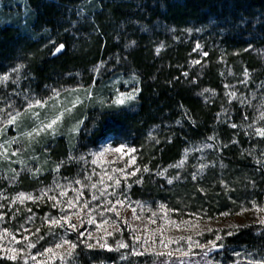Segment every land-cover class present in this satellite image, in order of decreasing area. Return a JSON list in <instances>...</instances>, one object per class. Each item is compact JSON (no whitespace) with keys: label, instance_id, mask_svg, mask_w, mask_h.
Instances as JSON below:
<instances>
[{"label":"trees","instance_id":"obj_1","mask_svg":"<svg viewBox=\"0 0 264 264\" xmlns=\"http://www.w3.org/2000/svg\"><path fill=\"white\" fill-rule=\"evenodd\" d=\"M25 1L27 11L22 19L17 11L12 18L0 13V71L13 62L25 65L19 84L11 85L0 108L5 107V101L14 102L16 110L23 108L24 97L13 99L16 95L11 97V93L39 96L38 92L47 89L44 94L49 95L52 88L75 87L78 78L83 79L81 86H88L95 75L102 82L115 75L135 76L141 89L133 108L120 110L105 104L89 110L65 157L57 161L67 152L61 139L47 143L42 159L49 162L41 171L60 162L61 178L81 175L79 158L87 151L85 147L96 146L112 134L135 145L141 142L147 158L153 159L149 163L152 169L177 161L187 148L227 145L220 156L236 192L250 184L264 191L261 174L238 156L240 147H258L257 142L252 145L240 133L236 142H231L226 130L227 121L244 128L255 116L242 110L240 99L232 100L223 91L224 68L230 63L252 70L259 87L264 85V0ZM75 15H82L87 22H78ZM89 27L94 30L91 36L87 35ZM197 43L201 48L194 52ZM60 44L65 48L53 55ZM203 52L208 55L202 57ZM244 92L252 97L258 89ZM214 95L215 100L208 101ZM70 156L73 159L62 165ZM34 176L29 175L31 180L22 176L19 181L23 185L34 180L47 183L51 174ZM182 190L192 191L191 187ZM229 239L228 246L253 253L252 259L264 257V225H248ZM75 257L76 264L111 259L107 253L81 245ZM238 261L247 264L245 258L215 264Z\"/></svg>","mask_w":264,"mask_h":264},{"label":"rangeland","instance_id":"obj_2","mask_svg":"<svg viewBox=\"0 0 264 264\" xmlns=\"http://www.w3.org/2000/svg\"><path fill=\"white\" fill-rule=\"evenodd\" d=\"M16 11L22 19L27 11L25 0H0V13L4 12V14H6L5 16L12 18L17 14ZM75 17H78V22H87L86 18L82 15H75ZM93 31L94 30L90 28L88 32L89 34L87 35H93ZM222 54L223 53H221V55ZM203 56L204 55H202V57ZM220 61L224 62L223 57H220ZM16 64V62H13V64L7 65L2 71H0V75H3L11 67H15ZM224 69L223 91L232 100H239L240 97H243L245 101H251V106H249L248 103L242 104V110L244 112L248 110L251 111L252 115L255 116L254 120H256V125L264 127V122L257 119L260 116L261 111L257 106L264 102V88L259 87L260 84H258L253 77L252 70L247 69L245 66L239 67L238 65H232L231 63ZM245 69L248 70L249 76L247 77V82L242 83V81L246 79L244 76ZM133 77L134 76L115 75L102 82L100 80L98 81V78L95 75L93 83L88 86H81L80 83L83 79L78 78L75 79V82L79 84L75 87L71 86L63 89L62 87H65L64 85L59 87L57 89L60 93L58 98L55 97L52 92L49 95L44 94L47 90L44 89V91L38 92V94L40 93L39 96H31L36 99L47 100L48 103L46 107H34L29 113H24V108L27 104L23 99V108L19 110L22 113V116L20 117L19 131L5 128L4 135L0 138V142H3L12 137H19L18 143L12 145L5 156L0 157V196L7 198L0 199V204L5 205L4 208H0V213H4V219L0 220V227H6L9 228L10 231H14L20 224L25 222L27 216L30 214L27 210L31 209V214H34L35 218L31 223L26 225L29 231L25 233L23 229H21L20 233L17 234V239H22L23 235H30L32 241L35 242V237H32L31 233H34L36 228L41 229L40 235H44L48 231L49 225L43 222L42 218L46 213L50 214V216L56 217L60 215L59 208L52 207L54 201H49L47 197H45L43 202L36 201L33 203V201L25 200L24 204H21L19 200H16L13 204L12 198L17 196L21 191L26 194L31 193L33 196H39L40 189L52 185L54 180L61 184H67L68 180L59 176L60 171H53L57 166L47 167L46 165L47 168L41 171L43 164H48L49 162L46 159H42L43 154H45L47 150V143L52 144L54 140L61 139L63 145L66 147L67 152H65V155L61 154L60 157L57 158V161L62 157H65L66 153L68 155V150H70L73 145V137L76 135L75 132L71 130L75 128L78 122L85 120V115L89 110L95 111L94 109L101 106L100 100H104L106 105H111L113 101L118 98L120 92H131L134 87H138L139 82L137 79H133ZM12 78H15V74H13ZM95 79L96 81L94 82ZM125 81H127V83H125ZM11 85H14L11 81L6 82V86L0 85V101L6 93L12 90ZM225 85H229L230 87H225ZM15 86L17 87V84ZM254 87L258 89V92L252 97L247 96L244 91H250ZM76 89H79V91H74ZM88 89H91L94 93V98L91 100L86 98L85 90ZM232 92L236 93L237 98H232L229 95V93ZM10 96L12 97V95ZM50 97L51 99H49ZM77 97H79L81 102L76 103V106L72 108L71 112L65 113L63 120L57 126L55 136H52L51 133H41L40 136H34L29 140V138L24 135L25 132L31 131L42 121L51 120L65 108H71L72 103L76 101ZM13 99H18V96H13ZM210 100H215V95L208 98V101ZM135 102L136 100L127 102L125 108H133ZM33 112L40 113L38 120L33 117ZM232 124L233 123L229 121L226 122V130L230 136L231 142H236L239 133L245 137L247 136L249 142L252 141V145L257 142L258 147H252L253 149L245 147H240L239 150L237 149L238 156L244 158L245 162L254 168L255 172L260 173L261 178L264 179V138L257 136L254 128H240L239 126L233 128L231 127ZM146 143L149 142L147 141ZM122 144L124 145V148H122L120 152L114 151L115 148ZM230 144L232 143H229L228 145ZM227 147V145H218L217 147L211 145V147L197 146L187 148V152L184 151L177 161L166 166L152 169L149 163L153 162V159L147 158L141 142L135 145L131 141H126L117 135L110 134L103 137L96 146H86L85 148L87 151H85L84 154L85 158L81 161L83 164L82 173L71 180L83 179L85 172L91 175L93 170H95L97 175L93 176L92 182L98 181L100 176L105 172L108 174H115L120 177V188L127 194L132 204L135 206L136 202L139 201L142 202L145 207L143 211H141L139 207L137 208V214L143 217V221L141 222L133 219L132 210L127 205H117V208L121 213L119 221L121 231H118L114 236L107 238L108 244L113 249L112 251H109L106 248L102 249L99 245H96L92 249L87 248L85 244L80 245L84 247V249L95 250L110 255L111 259L100 260L97 264H156L158 258L151 253L153 251H167L166 249H161L159 247L158 235L156 238V245H149L148 251L144 255L138 256L132 255V237L134 235H139L141 237L146 235L144 228L148 222V217L151 216V212L157 213V225H149L150 228H155L159 223L163 222L162 217L164 212L167 211L168 219L176 221H191L192 225H199V229L203 230V234L196 235L194 230H177L175 227H172L166 230L165 235L187 236L191 234L194 241L198 240L200 243H206L208 240H215L216 235L219 234L222 239L217 241V244H222L223 248L210 253L209 257L206 258L207 260H212L215 263H218L230 258L234 260H238V258L246 259L247 254L243 249L234 245L228 246L227 243L230 240L229 238L239 232L240 229L248 225H261L259 224V220L264 218V211H257V209L253 207V202H255L258 208L264 209V191L257 188V184H250L245 190L242 191L241 189L242 192H236L231 181L227 179L229 174L226 172V161L220 156ZM17 148L20 149V154L18 156H12L11 152ZM128 148H133L135 151L130 153L127 151ZM101 149H107V151H104L102 156L95 157L97 163L93 165L92 159L94 157L91 153L94 151H100ZM249 153H251V155ZM132 156L136 157L135 163L128 164V161ZM181 160H184V164L179 168L174 167V165ZM258 160L260 163H257ZM69 161L71 160H62L64 164L69 163ZM59 163L60 162H58V164ZM201 164L206 165L202 171L200 170ZM125 165H127V167H125ZM145 166L148 167V172L143 171ZM37 168H39V174L36 173ZM137 168L141 169V171L135 176L131 175V173ZM113 169H124L125 173L128 174L127 180L125 181L119 172L113 173ZM165 169L167 171L164 176L157 175L158 172L164 171ZM46 172L51 174L47 183H37L36 180L32 179L34 180L33 183L23 185L19 181V178H22V176H27L26 178L28 179L29 175H35L34 177L38 178L39 175H43ZM193 173L196 174L195 180H193ZM13 176L16 177L14 182L10 179ZM4 177L7 178L6 181H4ZM169 179L173 181L171 184L168 183ZM138 180H142V183H138ZM221 181H224V183L222 184ZM129 185H131V187H129ZM73 187L79 188L80 185L73 184ZM183 187H191L192 191H190V193L185 192L182 190ZM146 189L147 191H144ZM201 189L203 191H201ZM98 194L99 193L97 192V195ZM55 195L59 196V190L56 191ZM72 195L73 192L69 189L68 196L71 197ZM91 195L92 191L85 188L83 198L91 200ZM10 204L11 207H9ZM161 204H163L165 208H160ZM148 207H151V212L148 211ZM173 209L177 211H171ZM223 212H229L230 214L227 216L219 215V213ZM13 213H16L15 219H13ZM105 218L111 221L115 220L116 216L114 213H109ZM125 218L128 220L129 224L132 225V228L135 229L134 232L123 224ZM73 222L78 223L75 217H73ZM233 225L238 227H232ZM84 227L93 232V239L89 242L96 244L95 225L89 226L85 223ZM208 228H212L214 231L208 232ZM55 230L57 232L62 231L59 228ZM109 230L112 229L110 228ZM215 230L220 231L217 232ZM229 231L233 233L231 236L228 235ZM68 238L73 241L77 240L76 235H71ZM85 240H87V236L85 237ZM119 240H123L125 243L129 244V248L118 249L117 241ZM2 242L5 247L10 246V237L5 236ZM48 246H50L49 240L46 239L38 244V249L32 251L35 252L36 250H39L42 252L43 249ZM176 247L177 245L175 244L171 245L172 249H175ZM67 250L68 248L65 245L61 249L55 251L63 253L67 252ZM137 251H144L142 240L139 242ZM199 251L200 250L194 246L193 254L184 259L188 260L189 264H197L200 260V256L198 255ZM237 252L242 253L243 255L237 257L234 254ZM175 255L179 256L178 253ZM122 257L126 258L122 259ZM164 259L168 258L165 257ZM0 264H13V262L3 260ZM20 264H23V260H21ZM48 264H60V261L58 259L51 260ZM72 264H76V262L73 260Z\"/></svg>","mask_w":264,"mask_h":264},{"label":"snow or ice","instance_id":"obj_3","mask_svg":"<svg viewBox=\"0 0 264 264\" xmlns=\"http://www.w3.org/2000/svg\"><path fill=\"white\" fill-rule=\"evenodd\" d=\"M174 31V29H173ZM187 31L191 32V29ZM199 31V29H197ZM54 43V42H53ZM161 47L163 44L161 43ZM252 46L249 45V49ZM65 48L64 44H60L59 46L55 47V51L53 55L61 53L62 50ZM201 48L200 44L197 43L196 47L193 51H197ZM248 49H246L247 51ZM157 52L160 51V48L156 49ZM204 56H207V52H203ZM119 62V60L117 61ZM193 63H199V61H193ZM25 68L23 63L16 64L15 67H11L7 72L3 75H0V85H5L6 82L11 81L12 84L16 85L19 84L21 80V70ZM99 66H97V70ZM15 74V78L13 79L12 76ZM185 77L188 76V73H183ZM245 80L242 83L247 82V77L249 76L248 70L245 69L244 72ZM133 79H136L135 76ZM127 83V81H125ZM195 83V81H193ZM47 87V86H46ZM225 87H230L229 85H225ZM264 88V85H261ZM53 95L55 97H59V90L56 88L51 89ZM74 91H79L76 89ZM86 91V98L91 100L94 98V93L91 89L85 90ZM141 89L138 87H134L131 92H120L117 99L113 101L111 105L108 107H117L120 110H124L126 107L127 102L134 101L137 99V95ZM209 89H204L203 92H208ZM203 94V93H201ZM11 95L23 96L24 100L26 101L27 106L24 108V113H29L34 107H46L48 101L42 99H36L35 97L30 96L28 93H20L14 92ZM232 98H237L236 93L232 92L229 93ZM51 99V97L49 98ZM241 103H248L251 106V101H245L243 97L239 98ZM81 102L79 97H77L76 101L72 103L71 108H65L63 111L59 112V114L55 115L54 118L51 120L42 121L37 127L33 128L29 132H25L24 135L31 140L34 136H40L41 133H51L52 136L56 135L57 126L63 120V117L66 112H71L72 108L76 106V103ZM102 106L105 105L104 100H100ZM261 109L260 116L257 118L261 122H264V102H262L259 106ZM33 117L35 119H39L40 113L33 112ZM219 115V114H218ZM22 113L19 110H16L15 103H8L5 101V107L0 108V138L3 137L5 128H8L13 131H19L20 126V117ZM247 120L248 117L245 116ZM84 124V121L78 122L75 128L71 131H74L75 134L78 136L81 131V125ZM231 127L236 128V124H232ZM248 128H254L255 134L260 138H264V127H259L256 125V120H253L251 124L248 125ZM151 137V133L149 134ZM209 140L214 139V137H209ZM19 137H12L9 140H4L0 142V157L5 156L8 153L9 148L12 145L18 143ZM159 143V141H157ZM207 147H211V145H206ZM124 148V145H120L119 147L115 148L114 151L120 152L121 149ZM104 151L107 149H101L100 151H94L91 155L94 157L92 159V164L95 165L97 160L95 157L102 156ZM128 152H134L133 148H128ZM187 152V150H185ZM20 154V149L17 148L11 152L12 156H18ZM251 155V153H249ZM85 157L81 156L79 159L83 160ZM73 159V157H69V160ZM136 160L135 156H132L128 164H134ZM23 163V162H21ZM63 162H61L62 164ZM257 163H260L258 160ZM184 164V160L179 161L174 167L179 168ZM61 165L58 164L54 172H59ZM127 167V165H125ZM206 165L201 164L200 170L202 171ZM15 171V170H13ZM141 169L137 168L131 175L135 176ZM144 172H148L149 169L147 166L143 168ZM167 170L158 172L157 175L164 176ZM119 172L123 179L126 181L128 174L125 173L124 169H113V173ZM36 173L39 174V168L36 169ZM97 175L95 170L93 173L89 175L87 172L84 173L83 179H75L69 180V178H64L68 180L67 184H61L54 180L53 184L47 186L46 188L40 189L39 196H33L31 193H25L23 191L19 192L17 196L12 198V203L14 204L16 200H19L21 204H24L25 200H30L35 203L36 201L43 202L44 198L47 197L49 201H54L52 203L53 208H59L60 215L50 216V214L46 213L45 216L42 218L43 222L49 225L48 231L44 235H40V228H36L34 233H31L32 237H35V242L32 241L30 235H23L22 239H17V234L20 233V230L23 229L25 233L29 231L26 227L28 223H31L35 216L32 213L31 209H28V213H30L25 222L20 224L14 231H10L9 228L0 227V262L3 260L11 261L13 264H20L21 260H23V264H48L51 260L58 259L60 264H72V261L76 258L75 252L76 249L80 244H85L87 248L92 249L96 245H99L100 248L108 249L112 251L113 249L108 244V237H112L115 235L116 232L121 231L119 227V221L121 217V213L117 208V205L124 206L127 205L131 208L133 213V219L143 221V217L137 214V208L143 211L145 205L142 202L137 201L135 206L130 201V198L127 196L126 193L120 188L121 179L120 177L116 176L115 174H108L104 173L100 176V179L96 182L93 181V176ZM13 182L15 181L16 177L13 176L10 178ZM196 179V174L193 173V180ZM110 182V183H109ZM138 183H142V180H138ZM173 181L171 179L168 180V183L171 184ZM223 184L224 181H221ZM73 184L80 185L79 188L73 187ZM226 186V185H225ZM131 187V185H129ZM88 188L92 191L91 200L83 198L84 197V189ZM73 192L71 197L68 196V190ZM59 190V196L55 195L56 191ZM201 191H203L201 189ZM97 192L99 193L97 195ZM0 199H7L6 197L0 196ZM5 205L0 204V208H4ZM11 207V204L9 205ZM253 207L257 209V211H264V209L258 208L255 202H253ZM160 208H165L163 204L160 205ZM148 211L151 212V207H148ZM171 211H177L175 209ZM86 213V214H85ZM109 213H114L116 216L115 220H109L105 217ZM229 212L219 213L221 216L229 215ZM168 213L167 211L164 212L162 217L163 222L159 223V225L155 228H150L149 225H157V213L151 212V216L148 217V222L145 225L144 232L146 235L143 237L139 235H134L132 237L133 243L131 246L132 255H144L148 251L149 245L155 246L157 243V235L159 237V247L161 249H166L167 251H153L151 254L156 256L158 259L156 260V264H189V261L184 259L189 257L193 254V247L199 249L198 255L200 256V260L197 264H215L212 260H207L206 258L209 257V254L213 251H217L223 248L222 244H217V241H220L222 237L217 234L215 240H208L206 243H200L198 240L194 241L191 234L173 236L171 234L165 235L167 229L175 227L177 230H194L196 235H202L203 230L199 229V225H192L191 221L183 220V221H176L170 220L167 218ZM73 217L76 218L77 222H73ZM16 218V213H13V219ZM4 219V213H0V220ZM85 223L89 226L95 225L96 236L95 241L96 244H93L89 241L93 239V232L90 229L85 228ZM123 224L127 226L131 231H135L132 228V225L129 224L128 220L125 218L123 220ZM259 224L264 225V218L259 220ZM232 227H238L233 225ZM61 229V232H57L55 229ZM112 230H109V229ZM208 232H213L212 228L207 229ZM219 232L220 230H215ZM233 233L231 231L228 232V235L231 236ZM71 235H76L77 240L73 241L68 237ZM5 236L10 237V246L5 247L3 244V239ZM87 236V240L85 237ZM46 239L49 240L48 247H45L43 251L36 250L33 252L32 250L38 249V244L41 241H45ZM142 240V244L144 247L143 252H138L137 247L139 242ZM177 245L175 249L171 248V245ZM67 246V252L58 253L55 250L61 249L63 246ZM186 246V250H185ZM117 248L118 249H128L129 244L125 243L123 240L117 241ZM55 249V250H54ZM179 254L176 256L175 254ZM237 257L243 255L242 253H234ZM253 253H248L246 256L247 264H264V257L260 259H252ZM167 257L168 259H164ZM126 257H122L125 259ZM239 264V261L237 262Z\"/></svg>","mask_w":264,"mask_h":264}]
</instances>
